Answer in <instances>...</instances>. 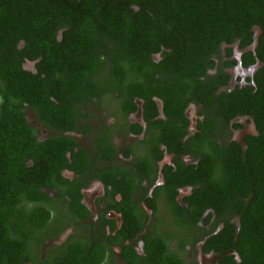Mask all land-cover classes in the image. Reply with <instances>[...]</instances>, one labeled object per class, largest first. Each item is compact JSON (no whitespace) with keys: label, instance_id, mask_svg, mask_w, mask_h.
<instances>
[{"label":"flooded vegetation","instance_id":"af4514ba","mask_svg":"<svg viewBox=\"0 0 264 264\" xmlns=\"http://www.w3.org/2000/svg\"><path fill=\"white\" fill-rule=\"evenodd\" d=\"M254 33L249 48L223 46L220 58L219 47L194 87L175 83L161 66L148 67L152 81L143 67L114 81L105 65L73 99L24 104L37 141L53 145L38 163L26 160L59 230L42 232L41 261L53 262L71 242L88 246L99 264H244L242 216L257 186L252 169H264V112L257 97L255 112H241L238 96L257 91L263 64L243 62L256 54ZM153 59L159 63L161 53ZM40 62L27 59L24 70L36 75Z\"/></svg>","mask_w":264,"mask_h":264},{"label":"trees","instance_id":"16d2710c","mask_svg":"<svg viewBox=\"0 0 264 264\" xmlns=\"http://www.w3.org/2000/svg\"><path fill=\"white\" fill-rule=\"evenodd\" d=\"M254 28L260 30L256 54L246 53L243 62L257 58L263 67L255 76L257 91L238 94L246 113L255 112V97L264 112V0H0V264H99L88 246L71 242L53 262L40 260L42 232L59 230L46 206L52 200L40 192L37 169L26 160L38 163L53 145L37 141L24 115L26 102L43 107L49 97L73 99L105 65L114 81H125L137 67L152 81L148 67L161 66L175 83L194 87L215 65L219 47L220 58L223 46L249 48ZM158 53L159 63L153 59ZM27 59H41L38 74L24 70ZM252 171L257 186L237 250L244 264H264V169ZM239 172L250 178L247 168Z\"/></svg>","mask_w":264,"mask_h":264}]
</instances>
